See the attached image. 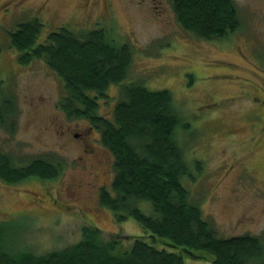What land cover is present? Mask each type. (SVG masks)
Listing matches in <instances>:
<instances>
[{
	"label": "rangeland",
	"instance_id": "obj_1",
	"mask_svg": "<svg viewBox=\"0 0 264 264\" xmlns=\"http://www.w3.org/2000/svg\"><path fill=\"white\" fill-rule=\"evenodd\" d=\"M233 1L239 26L208 39L170 20L173 10L170 17L161 5L154 9L159 0H0V99L12 97L16 108L15 129L0 124V152L15 166L43 158L59 169L53 180L0 179V222L11 223L13 251L42 254L73 244L84 225L99 227L101 240L123 245L143 234L132 215L118 220L100 203L99 189H111L114 172L99 130L60 108L65 91L46 64L16 60L9 33L32 16L44 22L37 42L68 25L84 31L101 26L117 43L131 44L121 83L167 88L189 122L190 129L177 126L176 136L188 162L190 175L181 180L190 200L219 236L263 232L264 0ZM106 93L96 113L111 118L121 87L110 83ZM136 205L152 214L150 202ZM183 264L213 263L185 258Z\"/></svg>",
	"mask_w": 264,
	"mask_h": 264
},
{
	"label": "trees",
	"instance_id": "obj_2",
	"mask_svg": "<svg viewBox=\"0 0 264 264\" xmlns=\"http://www.w3.org/2000/svg\"><path fill=\"white\" fill-rule=\"evenodd\" d=\"M183 28L213 39L235 31L240 24L233 0H172ZM44 22L38 16L19 22L9 33L20 65L41 60L60 79L65 94L59 106L69 116L90 120L100 141L113 155L111 189L100 191V203L118 220L132 215L143 234L101 240L97 226L84 225L81 239L43 252L13 251L11 223L0 222V264H183L185 258L213 264H264V230L259 234L219 236L197 203L189 198L181 177L190 175L177 126L189 122L167 88L149 89L142 83L122 84L132 46L117 43L101 26L80 30L68 25L48 32L37 42ZM110 83L121 87L111 118L96 113L97 99ZM2 81L0 80V93ZM15 102L0 99V124L16 127ZM190 129V128H189ZM200 163L198 161V169ZM58 166L43 158L15 166L0 152V179L21 182L30 177L50 180ZM137 200L148 201L152 214Z\"/></svg>",
	"mask_w": 264,
	"mask_h": 264
},
{
	"label": "flooded vegetation",
	"instance_id": "obj_3",
	"mask_svg": "<svg viewBox=\"0 0 264 264\" xmlns=\"http://www.w3.org/2000/svg\"><path fill=\"white\" fill-rule=\"evenodd\" d=\"M161 5V8L159 9V10H161L162 12H165V15L167 16H170L169 15V13H170V10L169 9H171V10H173L172 9V0H170V4H169V6L168 5H165V3L163 2V1H161V0H159V5H155L154 7V9H156V8H159V6ZM163 9V10H162ZM166 12H167V14H166ZM172 15H173V18H170V20H172V21H176L177 23H178V25L181 27L182 26V24L178 21V20H176V16H175V12H174V10H173V13H172ZM171 21V22H172ZM169 24H171V23H169ZM262 99H264V97L263 98H259V101H260V104H263L264 105V101H261ZM263 129H264V126H263ZM76 136L77 137H79V134H76ZM56 178V177H55ZM54 179V178H53ZM53 179H50V180H53ZM29 180V179H28ZM102 190V187H100V189H99V192ZM69 193V192H68Z\"/></svg>",
	"mask_w": 264,
	"mask_h": 264
}]
</instances>
